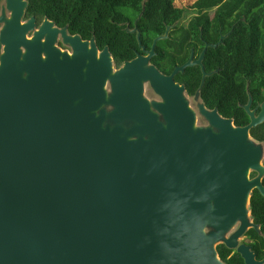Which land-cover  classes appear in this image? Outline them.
Masks as SVG:
<instances>
[{"label": "water", "instance_id": "obj_1", "mask_svg": "<svg viewBox=\"0 0 264 264\" xmlns=\"http://www.w3.org/2000/svg\"><path fill=\"white\" fill-rule=\"evenodd\" d=\"M8 6L13 17L0 37V264H228L220 243L245 264H264L240 241L259 229L249 206L254 189L264 195V146L250 131L264 122V101L256 114L250 96L242 126L201 103L209 124L198 125L175 80L200 65L202 88L212 74L203 64L207 47L226 35L165 74L151 58L169 25L147 54L116 68L108 46L100 50L94 36L52 27L47 17L28 38L34 18L20 23L27 0ZM59 31L72 53L55 45ZM146 83L162 100L144 95Z\"/></svg>", "mask_w": 264, "mask_h": 264}, {"label": "trees", "instance_id": "obj_2", "mask_svg": "<svg viewBox=\"0 0 264 264\" xmlns=\"http://www.w3.org/2000/svg\"><path fill=\"white\" fill-rule=\"evenodd\" d=\"M175 1L28 0V16L36 15L39 20L47 16L83 39L94 36L99 49L109 47L117 68L137 53H144L142 46L150 50L154 39L164 35L171 25L169 37L157 42L156 53L151 58V63L161 72L171 73L176 65L186 61L190 52L188 45L184 55L177 54L173 34L181 17L194 13L198 21L193 20L190 25L199 43L192 44L197 53L204 49L203 38L217 43L220 30L229 34H223L226 37L217 46L207 48L203 64L212 74L206 76L202 88L200 65L186 67L175 79L186 85L189 94L200 90L207 108L216 107L222 116L233 118L237 126L248 124L250 116L245 105L250 96L252 108L264 101V0H195L187 6H178ZM135 23L137 30L133 31ZM250 133L257 141L264 142V122ZM255 175L257 172L253 171L251 176ZM249 209L259 229L251 227L245 236L250 239L248 243L256 257L264 259V195L257 188L251 193ZM217 251L228 264H245L242 255L224 243L217 245Z\"/></svg>", "mask_w": 264, "mask_h": 264}, {"label": "flooded vegetation", "instance_id": "obj_3", "mask_svg": "<svg viewBox=\"0 0 264 264\" xmlns=\"http://www.w3.org/2000/svg\"><path fill=\"white\" fill-rule=\"evenodd\" d=\"M12 17H13V9L9 8V6H8V0H0V37H1V33H2L3 29L8 25L7 20L11 19ZM46 17L47 16H45L42 20H39L36 15H29L28 16V0H27V6L24 8V11H23V13H22V15L20 17V23H21V25L27 24L30 19L34 18V24H33V26L32 27H27L28 29L26 30V36L28 38H32L35 35V33L40 30V28H41L42 24L44 23ZM196 17L197 16L194 13H192V14L191 13L190 14L188 13V14L184 15L183 17H181V19L179 21L178 30L176 32H174V34H173L174 37H175V39H174L175 51L177 52V54L184 55L185 54V50H186L187 46L189 45L188 49L190 50V52H189V55H188L186 61L190 58V56L192 54H193V59H198L199 56H200V54H201V52L200 53H197L196 50H195V46H193V45H198L199 43L196 41V33L194 31H192V28L193 27L190 25V22L191 21H193V20L198 21L196 19ZM213 18H215V17H213ZM49 20H51V19H49ZM52 27H55L57 29H62V27L58 26L56 23H54V25ZM135 28H136V23H135V27L133 29H135ZM136 30H137V28H136ZM223 34H227L228 35L229 32L222 33V30H220V37ZM206 35L209 36L208 34H206ZM46 37L47 36L45 35V36H43L42 39L43 40H46ZM168 37H169V33H168L167 38ZM184 39H187V41H185ZM87 40H89V39H87ZM202 40L205 42V46H206V44H213V42H208L206 38H203ZM55 45L58 48H60L62 51H67L69 53H72L73 52L72 46H70L69 44H67V43L64 42V40L62 38V33L60 31L58 32V35H57V38H56V41H55ZM205 46H204V48H205ZM209 46H211V45H208V47ZM24 49L25 48L23 47V50ZM3 50H4V44L1 45V51H3ZM146 52H147V50L144 51V54H147ZM176 66H178V65H176ZM165 74H170V73H165ZM177 82L180 83V84H183L185 86V93L188 96L195 97L197 95L198 89L196 90V92L194 94H189V92H188V90L186 88V85L184 83L179 82V81H177ZM198 97L201 100V102L205 105V103H204V101H203L200 93H199V96ZM262 102L258 103L253 108L251 106V109H256V114L259 113V111L261 109ZM208 109L209 110H212L214 108H212V109L208 108Z\"/></svg>", "mask_w": 264, "mask_h": 264}, {"label": "rangeland", "instance_id": "obj_4", "mask_svg": "<svg viewBox=\"0 0 264 264\" xmlns=\"http://www.w3.org/2000/svg\"><path fill=\"white\" fill-rule=\"evenodd\" d=\"M194 1L195 0H176L175 3L178 6H187V5H190L191 3H193ZM108 88L111 89V86L109 84H108ZM144 95L148 99H150V100H158V101L159 100H162L161 96L155 92V90L153 89V87H151L150 83H146L145 84ZM186 97H187V99L189 101L190 106L196 112V115H197V124L198 125H203V126L208 125L209 122L205 119V117L199 111V104L202 103L201 100L199 99V97L198 96L191 97V96H188L187 94H186ZM263 146H264V142H263ZM249 240L250 239L248 237H246L245 235H243L240 238V241L241 242H247L248 243Z\"/></svg>", "mask_w": 264, "mask_h": 264}]
</instances>
